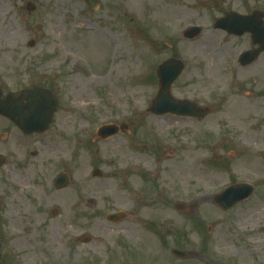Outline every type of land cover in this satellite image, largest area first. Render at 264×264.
I'll return each mask as SVG.
<instances>
[{
    "label": "rangeland",
    "instance_id": "rangeland-1",
    "mask_svg": "<svg viewBox=\"0 0 264 264\" xmlns=\"http://www.w3.org/2000/svg\"><path fill=\"white\" fill-rule=\"evenodd\" d=\"M100 1L93 11L80 0H0L1 87L42 83L60 102L49 133L26 146L0 118V264H264V65L242 69L246 41L212 32V18L264 0ZM191 26L203 31L190 42ZM99 30L112 49L94 63L77 45ZM172 58L185 64L172 95L211 109L206 119L149 112ZM232 99L248 112L237 121ZM107 125L127 130L99 139ZM174 164L204 174L177 176ZM60 173L70 183L58 192ZM243 183L255 187L250 199L230 211L214 203ZM114 213L128 218L108 222Z\"/></svg>",
    "mask_w": 264,
    "mask_h": 264
},
{
    "label": "water",
    "instance_id": "water-1",
    "mask_svg": "<svg viewBox=\"0 0 264 264\" xmlns=\"http://www.w3.org/2000/svg\"><path fill=\"white\" fill-rule=\"evenodd\" d=\"M91 9L97 8V3L94 0H85ZM28 9L31 11L33 7L28 6ZM256 16L253 15L250 18L241 20L240 18L230 15L227 18L218 22L217 26L229 31H232L234 34H242L243 31H240L243 25L252 24ZM200 34L199 28H192L185 33L186 38H196ZM264 45V39H262ZM263 50V49H262ZM261 50L253 53L246 54L242 57L241 62L243 64H249L259 55ZM184 70V64L180 60H172L164 63L159 71L158 78L160 82V90L157 98L152 103L150 112L155 115H164L167 113L174 114L177 116H192L197 118H205L209 114V110L201 109L196 106L194 103L189 101H179L172 97L171 87L173 83L180 77L181 73ZM2 93L0 91V115L9 117L12 121L18 124L21 129L27 133L33 132H44L47 128V119L49 118V124L52 120L53 115L58 109V103L55 95L52 91L46 93L42 89H36L27 93L21 94H10L6 100H1ZM18 98H25L28 104L21 105L17 101ZM49 98V101L46 103V99ZM49 103V113L47 112V107ZM48 115V116H47ZM122 130H127V127L123 126ZM119 133V128L116 126H104L102 127L98 135L102 139H107L111 136H114ZM4 164L3 159L0 157V167ZM94 177H101L99 171L93 173ZM69 183V178L66 174L59 175L54 185L58 189L65 188ZM254 192L252 186L246 184H239L227 188L222 194L215 197V203L219 205L224 210H230L237 203L247 200ZM181 205L178 206V209H182ZM53 214H56L54 212ZM123 214H114L109 216L107 219L111 222H119L124 219ZM89 239H86L84 242H89ZM174 255L180 259L187 258L189 255L180 252L174 251Z\"/></svg>",
    "mask_w": 264,
    "mask_h": 264
},
{
    "label": "flooded vegetation",
    "instance_id": "flooded-vegetation-1",
    "mask_svg": "<svg viewBox=\"0 0 264 264\" xmlns=\"http://www.w3.org/2000/svg\"><path fill=\"white\" fill-rule=\"evenodd\" d=\"M200 1L198 3L201 4V5L204 4L205 7H207V6L216 7L219 3H223V0H200ZM82 3H83V1H82ZM228 13H232V12H225L223 16L227 15ZM233 13H237V14L245 17V18L248 17V16H251L253 13H256V17L254 18L252 24L243 25L241 27V31H243V32H242V34H240V36L231 35V34H229L227 31H225L223 29L215 28V26H214L215 20H217L218 18L216 19L214 17V18H212V19H214L213 24H212V27H213L212 28V32L221 33L225 37H228V38L231 37V38H236V39H244L246 41V45L247 46L241 52V54L239 55L238 60H237L238 65L242 69H246L248 67H251L253 65H258V64L264 65V50L260 53L258 58L252 64H250L248 66H243V65H241L239 63V58L243 54L249 53V52H253V51L255 52V51H257L259 49H262L264 47L263 43H262V39H264V3H262V2H255V3H252V4H246L245 3V4H243L241 12H233ZM36 88H44L46 91H49V85H44L42 83H40V84L38 83L36 85H32V86H28V87H25V88H21L19 91L5 93L6 91L0 85V89H1V92H2V99H5L10 93L21 94V93L28 92L30 90H34ZM17 101L20 102L21 105L23 104V105L26 106L28 104V102H27V100H25V98H18ZM47 101H49V98L46 99V103H47ZM47 112L49 113V103H48V107H47ZM0 118L3 120V122L8 124V126L6 128L8 129L9 132L13 131L14 129H16L18 131L17 134H19V137L22 140L25 141V143L20 145V146H26L28 143H30V141H33V140L37 141L39 139V137H43V135L49 133V118L47 119V121H48L47 122V128H46V130L44 132H40V133L39 132H33V133H30V134L24 133L22 131L21 127L18 124L13 123L8 118H6V117H0ZM5 138H6V141H9L8 140L9 139L8 136H6ZM14 150H18V152H20L19 149H14ZM28 154H30L31 157H33V156L36 157L37 156L36 151H34L32 153L29 152ZM2 159L4 161V165L2 167H0V168H3L6 165V159L4 157ZM24 163H25V161H24ZM26 166H28V165H26ZM24 170L29 171L28 168L24 169ZM50 184H51L52 187H54L53 186V184H54V180L53 179L50 180ZM57 191L59 192L60 190H57ZM49 198H50V195H49Z\"/></svg>",
    "mask_w": 264,
    "mask_h": 264
},
{
    "label": "bare ground",
    "instance_id": "bare-ground-1",
    "mask_svg": "<svg viewBox=\"0 0 264 264\" xmlns=\"http://www.w3.org/2000/svg\"><path fill=\"white\" fill-rule=\"evenodd\" d=\"M0 9H1V6H0ZM169 16H170V12H169ZM70 41H73V40L70 39ZM87 42L89 43V45L84 46V44H86ZM111 49L112 48H111L110 41L107 38L105 32L100 31V30L97 32L89 33L85 37L82 36L80 41H78V45H77V53L80 56H82L83 59L84 58L86 59V57L89 56L94 63H99V62L103 63L105 57H107L109 53H111ZM247 113L248 112L246 111L244 104L240 103L239 99H232L230 109H229V117L231 118V120L237 121L239 119H242ZM255 167H256L255 163H252L250 165V168H255ZM170 168H174L172 171V174H175L177 176H180V173H181V176L183 177H186L187 175L204 174L202 170L199 171L195 169L194 165L192 166L181 165L180 166V164L179 165L174 164V166L173 167L170 166ZM204 178H205V181H212V182L217 181V179L214 178L212 174H208L207 176L204 175ZM70 197L71 196L69 195V199ZM259 212L262 216H264V209H261Z\"/></svg>",
    "mask_w": 264,
    "mask_h": 264
}]
</instances>
